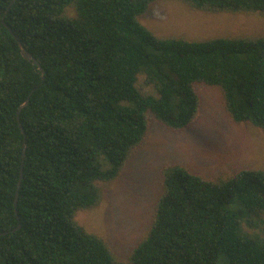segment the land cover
I'll return each mask as SVG.
<instances>
[{"label": "trees", "instance_id": "obj_1", "mask_svg": "<svg viewBox=\"0 0 264 264\" xmlns=\"http://www.w3.org/2000/svg\"><path fill=\"white\" fill-rule=\"evenodd\" d=\"M155 1L0 0V264H264V168L165 167L151 230L125 261L76 219L152 120L193 125L196 83L221 88L232 121L264 130V35L158 36L141 21ZM182 1L264 14V0Z\"/></svg>", "mask_w": 264, "mask_h": 264}, {"label": "rangeland", "instance_id": "obj_2", "mask_svg": "<svg viewBox=\"0 0 264 264\" xmlns=\"http://www.w3.org/2000/svg\"><path fill=\"white\" fill-rule=\"evenodd\" d=\"M141 21L163 37L205 40L264 35L263 13L198 10L182 0L155 1ZM195 88L201 104L193 125L174 131L152 120L147 138L119 177L102 184L99 205L76 215L79 224L105 238L119 260H127L151 230L165 167L181 164L207 178L264 168V130L232 121L221 88L205 83H196Z\"/></svg>", "mask_w": 264, "mask_h": 264}, {"label": "water", "instance_id": "obj_3", "mask_svg": "<svg viewBox=\"0 0 264 264\" xmlns=\"http://www.w3.org/2000/svg\"><path fill=\"white\" fill-rule=\"evenodd\" d=\"M14 1L15 0H13V2ZM13 2L11 3V5L13 4ZM9 29L12 30L11 28H9ZM14 36L16 37V35H14ZM19 43H20V46H21V49H22V55L24 56V58H26L27 60L31 61L33 64L38 65L39 69H42V66L40 65V63L38 62L36 57H34V55L30 51H28V49L22 43V41H19ZM28 101H29V98L18 109V119H19V121H20V111L28 103ZM20 126L22 127L21 122H20ZM22 130L24 131L23 127H22ZM25 152H26V148L24 149V155H25ZM24 161L25 160H23L22 165H21V175H20V179H19V182H18L17 193H16V198H15V205L16 206H18L19 192H20V188H21L22 178H23V175H24ZM16 229H18V228H16ZM16 229H14V231Z\"/></svg>", "mask_w": 264, "mask_h": 264}]
</instances>
